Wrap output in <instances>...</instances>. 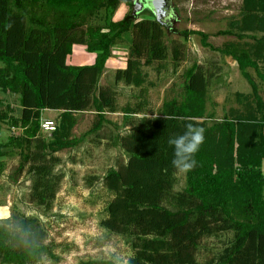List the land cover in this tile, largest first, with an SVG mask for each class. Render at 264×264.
<instances>
[{
	"label": "trees",
	"instance_id": "trees-1",
	"mask_svg": "<svg viewBox=\"0 0 264 264\" xmlns=\"http://www.w3.org/2000/svg\"><path fill=\"white\" fill-rule=\"evenodd\" d=\"M122 2L128 11L115 20ZM133 3L0 0V91L19 96L18 112L14 102L0 99V175L4 159L18 155L14 173L30 175V200L39 206L51 207L63 176L54 171L56 153L79 146L110 122L105 112L117 110L113 87L99 85L112 47L131 32L125 66L115 70L114 81L140 89L141 66L168 55L163 25L149 9L150 16L135 17ZM229 24L218 34L236 39L221 47L209 43L204 32L183 34H200L204 46L236 62L251 89L234 94L241 107L229 108L218 119L208 113L211 71L193 63L183 72L179 100H165L158 112L138 119L129 114L144 112L141 102L123 108L130 129L113 140L124 159L116 157L102 175L100 225L125 238L131 264H264V100L249 72L253 69L264 82V0H242ZM75 44L95 54L92 63L66 62ZM171 51L173 62H179L180 45L174 42ZM46 109L58 112L50 136L40 127ZM86 110L94 111L96 120L76 137V114ZM187 124L203 127L205 140L194 155L195 167L184 174L185 185L175 190L178 172L167 141ZM3 125L17 132L2 140ZM96 179L90 176L88 183ZM9 223L0 220V264H30L48 251L37 217L12 215ZM208 238L216 239L214 249L204 246ZM203 249L212 255L201 262ZM77 264L114 263L90 259Z\"/></svg>",
	"mask_w": 264,
	"mask_h": 264
},
{
	"label": "rangeland",
	"instance_id": "rangeland-1",
	"mask_svg": "<svg viewBox=\"0 0 264 264\" xmlns=\"http://www.w3.org/2000/svg\"><path fill=\"white\" fill-rule=\"evenodd\" d=\"M170 3L174 11L166 15L169 21L163 24L168 55L162 62L141 66L145 74L142 89L122 81H114L115 70L125 66L131 32L124 33L125 41L112 47L99 85L113 87L117 110L105 112V118L110 122L104 123L94 135H88L79 146L56 153L58 162L54 171L62 173L63 176L49 209L30 200V175L25 172L14 173L20 161L19 156L4 159V169L0 175V220L11 227L9 219L12 215L37 217L46 230L44 243L49 249L39 260L30 264H77L90 259L126 264L132 251L125 238L109 233L100 225L104 207L102 175L115 164L116 157L124 159L113 140L117 134L124 135L130 129V125L125 122V106H134L141 102L144 112L129 114L130 117L138 119L158 112L165 100H179L183 93V72L193 63L207 68L208 72L211 71L206 110L213 113L215 119L223 117L229 108L241 107L236 101V92L251 91L250 85L230 56L204 46L198 33L183 34L184 30L204 32L207 34V41L219 47L225 42L235 40L234 35L218 34V31L229 28L230 21L238 15L242 0H170ZM145 7H138L135 17L150 16L149 10H146L148 7ZM127 11L128 6L122 2L113 18L121 19ZM174 42L180 45L182 52V59L176 63L171 58V45ZM94 56L84 45L75 44L66 62L73 65L90 64ZM263 67L261 64L262 70ZM249 72L264 100V82L260 81L253 69H249ZM4 97L5 100L15 103L12 105H15L18 112L19 96L6 95L0 91V99ZM42 114L43 118L55 121L58 112L46 109ZM76 118L77 123L72 129V135L76 137L85 133L96 120L92 110L79 112ZM2 127L1 137L4 140L12 130L9 131L4 125ZM12 132L17 130L13 129ZM262 169L264 170V162ZM90 176L97 177L92 184L88 183ZM176 176L174 188L179 190L185 185V176L180 173ZM203 243L208 249H214L218 245L213 238L204 239ZM211 255V251L203 249L199 255L200 261L208 260Z\"/></svg>",
	"mask_w": 264,
	"mask_h": 264
},
{
	"label": "clouds",
	"instance_id": "clouds-1",
	"mask_svg": "<svg viewBox=\"0 0 264 264\" xmlns=\"http://www.w3.org/2000/svg\"><path fill=\"white\" fill-rule=\"evenodd\" d=\"M204 140L205 129L191 124H187L181 134L169 137L167 143L172 149L173 157L171 164L178 173L187 174L195 167L194 155L199 151ZM131 259L128 258L126 264H131Z\"/></svg>",
	"mask_w": 264,
	"mask_h": 264
},
{
	"label": "water",
	"instance_id": "water-1",
	"mask_svg": "<svg viewBox=\"0 0 264 264\" xmlns=\"http://www.w3.org/2000/svg\"><path fill=\"white\" fill-rule=\"evenodd\" d=\"M145 1L146 4L143 6L148 7L147 9H149L152 12L156 21H158L162 25L165 24L164 19L166 18L167 10L172 8V11H174L172 4L170 3V0H145ZM143 6L140 0H134L131 13L136 15L137 8Z\"/></svg>",
	"mask_w": 264,
	"mask_h": 264
},
{
	"label": "built area",
	"instance_id": "built-area-1",
	"mask_svg": "<svg viewBox=\"0 0 264 264\" xmlns=\"http://www.w3.org/2000/svg\"><path fill=\"white\" fill-rule=\"evenodd\" d=\"M41 131L47 135H51L52 131L56 128V123L52 119H42L40 122Z\"/></svg>",
	"mask_w": 264,
	"mask_h": 264
},
{
	"label": "flooded vegetation",
	"instance_id": "flooded-vegetation-1",
	"mask_svg": "<svg viewBox=\"0 0 264 264\" xmlns=\"http://www.w3.org/2000/svg\"><path fill=\"white\" fill-rule=\"evenodd\" d=\"M140 1L142 2V6L146 4V1H145V0H140ZM143 7H144V6H143ZM171 11H172V8L168 9V10H167V15L170 14ZM167 21H169V19L166 17V18L164 19V23H166Z\"/></svg>",
	"mask_w": 264,
	"mask_h": 264
}]
</instances>
